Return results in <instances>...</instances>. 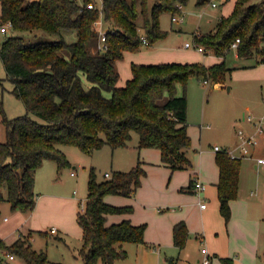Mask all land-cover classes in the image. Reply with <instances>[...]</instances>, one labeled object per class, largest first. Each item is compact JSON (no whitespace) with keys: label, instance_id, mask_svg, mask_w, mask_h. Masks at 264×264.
Returning <instances> with one entry per match:
<instances>
[{"label":"trees","instance_id":"1","mask_svg":"<svg viewBox=\"0 0 264 264\" xmlns=\"http://www.w3.org/2000/svg\"><path fill=\"white\" fill-rule=\"evenodd\" d=\"M149 1L102 0L99 7L95 0H0V27L10 22L9 29L15 32L44 31L59 37L28 45L21 36H9L0 46L7 77L14 83L13 93L28 112L47 120L39 123L29 114L10 119L0 99L6 131L5 140H0V208L8 202L15 211L34 210L35 175L44 160L55 161L58 170L70 166L61 145H74L85 152L105 144L116 149L127 147L137 133L138 147L159 149L162 162L171 170L188 168L192 164L188 154L192 144L188 98L185 92L177 94L178 83L186 86L190 76L224 83L232 72L225 57L238 38L240 58L256 57L257 63L264 62V0H236L232 13L222 17L214 31L194 35L196 42L223 61L210 66L203 62L133 63L132 77L119 86L117 61L125 51L150 47L165 38L168 31L161 26L162 13L180 14L190 2L154 0L149 5ZM210 1L196 0V4L204 6ZM101 16L108 27L105 49L99 48L101 34L94 24ZM140 16L144 18L145 35L139 32ZM63 30H74L77 40L68 42ZM215 159L220 172V212L228 222L231 201L238 194L241 159L232 158L226 150L216 151ZM146 173L141 161L130 170H115L101 181L91 170L88 198L77 214L83 229V264H114L128 256L124 243L145 242L146 223L136 225L129 219L108 223L109 215L131 213L134 207L108 203L105 197L134 195ZM31 234L11 244L1 241V248L25 264H69L51 261L46 249H34ZM40 234L52 235L49 231ZM188 236L186 222H177L173 237L179 249L186 246ZM174 261L169 259L170 264ZM223 263L233 261L224 258Z\"/></svg>","mask_w":264,"mask_h":264},{"label":"crops","instance_id":"2","mask_svg":"<svg viewBox=\"0 0 264 264\" xmlns=\"http://www.w3.org/2000/svg\"><path fill=\"white\" fill-rule=\"evenodd\" d=\"M191 2L193 5L191 7V12L197 14L200 10H194V6L200 9L203 6H198L196 0H190L189 3L191 4ZM235 2L236 0H220L218 5L215 6L221 8L220 13H210L211 17L207 18L208 25L206 28H202V23L200 22V19L205 13H198L200 16H198V22L196 21L197 26L192 30L193 37L195 33H207L213 31L222 17L228 16L232 13ZM186 6L182 8L180 14H184V12L189 13L188 11H185ZM172 22L178 21L172 19ZM184 22L185 20L178 22L181 25L174 28L176 31V37L181 41L184 34L183 31L186 29ZM165 38L167 39L168 35ZM166 39L163 38L159 40L155 44L156 46L153 45L154 47L143 46L136 51H125L124 57L117 61V67L120 72L118 85L124 86L127 80L132 77L131 66L133 63L156 64L162 62H203L207 66H210L224 60L223 57H218L216 55H210L209 58L205 59V57H207L205 55L207 54H204L203 52H201L203 53L202 56L198 54V56L192 58L178 55L175 52V49H173L174 45L171 44L173 45L171 46L170 43L165 42ZM184 45L185 42L182 46ZM234 50L236 51V49ZM251 58L253 57H245L243 59ZM228 66L232 69L230 78H232V74L235 76L236 74L241 73L244 78L243 83L239 85V88L243 92L242 96L239 97V99L233 100L231 104V107H233L234 110L230 116L231 118H234L231 121L230 126L233 130L234 141L231 140L228 144L221 145L223 147L236 148L239 143L237 130L243 128L247 132L253 131L251 124L244 118L246 113L242 108L245 107L244 109L248 110L247 112H252L257 116L264 113V94L261 93V98L259 97L257 99H253V95H251L254 90V82L260 81L264 84V62L257 63V58L254 57L253 62L251 63ZM123 73L125 75H123ZM218 84H216V87H218ZM218 88H227L228 91H233L234 89L233 86L227 85V82L220 84ZM248 94L249 96H246ZM107 95L109 96V92H107ZM207 126H209V124ZM132 139H134V137ZM262 139L263 137L260 138L261 143ZM138 142L139 139L134 140V143L129 144L127 147L119 148L129 149V153L126 155V160L129 165H132L131 167H134L139 161H141L144 169H146L147 173L142 179L141 186L132 196L109 194L105 197V200L108 203L120 206L131 205L134 207V210L131 213L109 215L108 223L129 219L136 225L142 223L147 224L144 243L123 244V247L128 252L126 259L128 257H130V259L133 258L132 260L134 264H170L169 259L171 256L169 255H172L176 248H178L174 243L173 227L181 220L186 222L189 229L186 246L191 244V242L203 244L204 236L206 233L208 234V243L211 250H207L209 253L210 251L213 253L212 264H224V258L232 259L233 264H239V261L243 262L245 259H249L250 262H253L254 258L260 256L256 245L257 239L247 233L241 226H235L233 224L228 225L227 231L222 225L217 226L221 235L220 238L216 232V212L213 209H209L208 205V201H215L216 199L219 201L217 183L219 181L220 172L215 159L216 151L212 152V150L206 151L200 149L197 152V149L194 148L195 152L190 155L192 164L188 168L171 170L170 167L162 162L159 149L148 147L139 148ZM190 149L191 147L189 150ZM211 152L213 153L212 158L209 155ZM259 156L264 155L258 154L257 149L254 151L253 156L247 157L253 162V166L256 169L264 166V164L257 162L256 158ZM116 169L117 168H115V165L113 164L112 171H115ZM112 171H106L104 175L107 172L112 174ZM183 171L186 172V175L182 173ZM72 172H74V170L67 174L75 176V173L73 174ZM59 174L60 172L55 161L50 159L44 160L42 165L37 169L35 175V191L37 196L36 206L31 212L23 213L21 211L12 210L10 204L7 205V208H9L13 215L12 218L16 219L13 223V230H16L17 235L15 238L8 240L9 243L2 239L3 242L11 244L20 236H28L31 232L30 242L32 246L33 243H36L37 239L39 241L37 248H34L36 250H44V248L47 250L49 243L57 246L61 244V246H65V248L72 250V248L76 247L69 243L68 239L70 236L74 237V239H78V242L81 240L83 245V229L77 219V214L83 206H79V200L76 197L78 191L75 189L72 193L71 189L65 185V179L61 178V175ZM195 178L201 179L207 185V189L201 195H198L193 191L192 182ZM191 198L193 199L192 201ZM203 201L207 202L206 208H201L200 206V202ZM81 202L84 203L83 200H81ZM2 208L4 207L1 205L0 209ZM4 220L10 221L7 216L4 217ZM54 228H56V230H54ZM40 231H49L50 234L56 233V235H60L61 238L57 239V236H55L56 240L50 242V236L44 237L40 234ZM40 238L44 241L48 239L46 241L48 246L43 247L44 241ZM222 239L227 245H229V248L221 247L220 241ZM240 245L243 248V253L239 257L236 256V258H230L234 255V250ZM203 248L204 247L197 250L191 260L190 258H186L189 257L187 253L185 258H182L181 256L178 258L180 262L184 261L189 264H202L201 261L204 257V253L202 252ZM78 249L80 250L81 247H78ZM49 258L51 261H56L52 260L50 255ZM15 259L16 256L10 260L13 261ZM126 259L122 260L123 264H127L125 263ZM262 259L264 261V254L262 255ZM16 262L17 264H25L23 260H17Z\"/></svg>","mask_w":264,"mask_h":264},{"label":"rangeland","instance_id":"3","mask_svg":"<svg viewBox=\"0 0 264 264\" xmlns=\"http://www.w3.org/2000/svg\"><path fill=\"white\" fill-rule=\"evenodd\" d=\"M80 3H83V0H78ZM97 5L99 7L102 6L103 2L102 0H95ZM149 5H153L154 0H150ZM192 2L191 4L188 3V5L185 8V11H188L189 13L184 12V14H181L184 17V24H185V31H183V38L182 41L176 37V31L174 28L179 24L178 22H172V14L168 12H164L161 15V25L163 29L168 31V38L165 42L173 44V49H175V52L178 55L186 56L189 58L196 57L199 55L202 56V54H207L205 56L206 58H209L210 55H214L212 51H205L203 53L194 50L192 48H185L182 46L184 42L186 41H194L193 37V29L197 26L198 22V16L201 12H204V16L200 19V22L202 23L201 27L206 28L207 24V18L211 17L210 13L219 14L220 13V7H212L211 5L207 4L203 7L196 8L194 6V10L198 9L200 10L197 14L192 13ZM205 11H204V10ZM197 21V22H196ZM137 22L140 26L139 32L141 35H145L144 30V18L143 16H140L137 19ZM105 23V22H104ZM174 26V27H173ZM107 26H103L104 32L107 31ZM215 30V29H214ZM213 30V31H214ZM64 38L68 42H74L77 40V34L74 30H63ZM9 36H21L25 39L26 43L28 45H31L33 43L42 42V41H53L59 39L57 35H52L49 33H46L44 31H21V32H15L12 29H9V33L5 34L0 29V46L2 42L7 39ZM156 46V45H154ZM153 46V47H154ZM143 47V46H142ZM63 55L68 56V52L64 51L62 52ZM226 61L227 64L230 66H236V65H243L253 62V58L251 59H243L240 58L237 54V51H235L233 48L227 53L226 55ZM123 75H125L123 73ZM244 81V78L241 74H232V78L227 77L226 81L227 85L233 86V91H228V89H220L216 87V84H214L212 81H209L208 84H204V80L201 77L197 76H190L187 80L186 86H184L181 82L177 85V94L182 95L184 92L187 95L188 98V123H189V132L192 135V144L191 149L189 150L188 154L189 156L192 155V153L195 152L194 148L197 149V152L200 149H204L206 151L212 150L213 145L218 143L220 145L222 144H228L233 139V130L231 129V121L233 118H231V114L233 113V107H231L233 100L239 99V97L242 96V91L239 88V85H241ZM224 82V83H225ZM86 84L90 85V82L86 79ZM254 84V90L251 92L253 95V99L261 98V93L264 94V84L260 81H256ZM14 83L7 77V73L5 70V67L3 65V62L0 58V99L3 104V110L5 115L8 118H15L17 116H21L24 114H29L34 120H36L39 123H47V120L43 117L39 116L36 113L28 112L25 104L22 102L21 99H19L14 93H13ZM111 93H109L110 95ZM246 96H249L246 95ZM228 106V107H227ZM245 113H247L248 110L244 109ZM242 111V112H243ZM209 124V127L207 126ZM5 123H4V116L3 111L0 109V140H5ZM134 139L130 142V144L134 143V140L139 139V135L137 133H133ZM132 146V145H130ZM60 149L65 153L67 158L70 161V166H67L61 170H59L61 175V178L65 179V185L69 187L73 193V191L76 189L78 193L76 194V197L79 200V206L82 207L85 205V202L88 198V177L89 173L92 169L95 170L98 180H104L109 177H105L104 173L106 171L111 172L113 164L115 165L116 170H122L127 171L130 170L132 165H129L127 159V153H129V149L126 148H116L112 149L108 144H105L101 148L97 150H93L91 152H85L81 150L79 147L74 145H61ZM209 153L211 158L213 157V153ZM258 154L264 155V137L262 139V143L260 144L258 148ZM122 162V163H121ZM75 166V167H74ZM122 166V167H118ZM130 166V167H129ZM143 167V165H142ZM119 168V169H118ZM124 168V169H123ZM144 168V167H143ZM74 170L75 176L68 175V172H71ZM62 171V172H61ZM114 172V171H112ZM186 175V172H182ZM36 192V191H35ZM83 200V204L81 202ZM193 199L191 198V201ZM4 208L1 209L0 213V243L1 241H6L9 243L8 240L13 239L16 237L17 232L16 230H13V223L15 222V218H12L13 215L11 214V211L9 208H7V205H9L8 202H3L1 204ZM209 209H213L216 212V227L219 225H222L226 231L228 225H235V226H241L247 233H249L251 236H254L255 239H257V249L260 254L257 258H254L253 262H250L249 259L243 260V262H246L247 264H264V261L262 259V255L264 254V166L255 168L253 166V162L248 159L247 157H244L241 159V171H240V180H239V186H238V194L236 198H234L231 201V209H232V215L230 220L227 222L224 218V216L220 212V204L218 199L215 201H208ZM7 216L10 221H5L4 217ZM12 218V219H11ZM216 232L218 233L219 238L221 237L218 227L216 229ZM207 234V233H206ZM204 236L203 244L201 243H195L191 242V244L184 247V249H178L176 248L175 252L172 253L170 258H174V264H189L187 262H180L179 256L182 258H185V256L188 254L191 258L195 254V252L202 247L210 249V245L208 243L209 237ZM239 235V234H238ZM56 233L52 234L49 238L50 242L56 240L55 239ZM208 237V238H206ZM241 238V237H240ZM3 239V240H2ZM42 241H44L42 238H40ZM195 239V238H194ZM36 240V239H35ZM46 239L44 241V246H48L46 244ZM69 243L76 247L72 248V250H69L65 248V246H59L53 245L49 243V247L47 249V252H49L48 255H50L52 260L61 261L69 264H83V258L80 254V250L78 247H82V241L80 240L78 242V239H74V237L70 236L68 239ZM38 239L36 240V243H33V248H37ZM222 248H229V245L223 241V239L220 241ZM199 245V246H198ZM45 249V248H44ZM182 251V253H181ZM187 253V254H186ZM243 253L242 246H238L234 250V255H232L230 258H236L239 257ZM210 255L213 256V253L210 251ZM126 259V258H125ZM133 259V258H132ZM128 257L126 259L125 263H131L134 264L133 260ZM17 260H22L20 257L16 256L15 260H10L8 254L6 251H4L0 247V261L1 264H17ZM123 260V259H122ZM122 260L116 261L114 264H123ZM15 261V262H14ZM242 261H239V264H246ZM99 264H103L100 262ZM167 264V263H165Z\"/></svg>","mask_w":264,"mask_h":264},{"label":"built area","instance_id":"4","mask_svg":"<svg viewBox=\"0 0 264 264\" xmlns=\"http://www.w3.org/2000/svg\"><path fill=\"white\" fill-rule=\"evenodd\" d=\"M220 2V0H211L210 1V5H212L213 7L217 6L218 3ZM90 7L93 6V4H89ZM172 19L174 21H178L181 22L184 20V17L181 14H176V15H172ZM95 26L98 27V29L100 30V42H99V48L100 49H105L106 48V32H104L103 30V26H104V18L101 16L98 20L95 21ZM11 25L10 22L6 23L4 25V27H0L1 31L3 33L8 32L9 30V26ZM240 39L238 38L236 41H234L232 43V48L236 49L238 47ZM143 43L147 44V38L143 37ZM186 48H192L194 50H197L199 52H204L205 49L202 46V44L196 42L195 40L193 42L191 41H186L185 45ZM209 80H204V84H208ZM245 120L247 122H249L253 128L252 132H247L246 130H244L243 128H239L237 130V135L239 138V143L238 146L236 148H232V147H223L219 144H215L213 149L215 151H221V150H226L227 153L232 157V158H238V159H242L244 157H251L254 155V151L257 150L261 144V137H264V113L260 116H257L255 114H253L252 112H247L244 116ZM209 127V126H208ZM257 162L260 164H264V156H259L256 158ZM74 174V172H72ZM106 177H111L110 173H106L105 174ZM207 189V185L206 183H204L201 179L199 178H195L193 180V191L198 194L201 195L205 190ZM83 204V203H82ZM200 206L201 208H206L207 207V202L203 201L200 202ZM84 209V206L82 207L81 210ZM54 230H56V228H54ZM202 252L204 253V257L202 258V264H212V260H213V256L210 255V253L208 252L207 248H203ZM8 256L10 259L14 258L15 255L8 253Z\"/></svg>","mask_w":264,"mask_h":264},{"label":"water","instance_id":"5","mask_svg":"<svg viewBox=\"0 0 264 264\" xmlns=\"http://www.w3.org/2000/svg\"><path fill=\"white\" fill-rule=\"evenodd\" d=\"M218 87L220 86V84L217 85Z\"/></svg>","mask_w":264,"mask_h":264}]
</instances>
